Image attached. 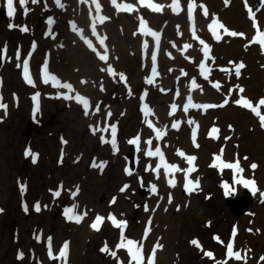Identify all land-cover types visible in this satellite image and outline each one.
I'll list each match as a JSON object with an SVG mask.
<instances>
[{
    "label": "rangeland",
    "instance_id": "rangeland-1",
    "mask_svg": "<svg viewBox=\"0 0 264 264\" xmlns=\"http://www.w3.org/2000/svg\"><path fill=\"white\" fill-rule=\"evenodd\" d=\"M76 1L61 0L64 8H60L54 0H38L37 3L29 0L27 14L18 1L14 5L16 9L14 16L11 18L6 16L1 21L0 47L6 48L7 56L0 68V92L3 102L10 104V109L6 111L0 109V119L3 118L0 122V179L4 186L0 201V209H3L0 212V264H61V261L49 258L47 245L49 237L53 255L59 254L65 242L70 245L73 252L66 257V260H69L66 264H117L118 259L124 263L122 251L120 253L117 251L115 258L101 251L105 245L110 251H116L115 247L120 242L122 230L114 226L111 217H114L116 221H125L126 226H129L128 231L123 230L126 239L142 242V244L153 242V234H150V230L144 238L139 235L144 226H149V221L150 226H161L155 228L156 232L165 233L171 242L170 249L166 250V252L170 250L168 256L164 254L163 256L166 260L171 258L173 261L174 259L176 264H216V261L225 259L224 249L227 244L224 239L232 240L233 232L235 231L236 235L238 227L241 239L247 234L252 238L253 242L249 244L250 250L259 248L263 251L259 257L264 256V226H253L258 220L264 218V200L260 199V194L264 190V128L258 124L259 119L254 115L252 117L250 111L239 112L238 107L232 104L233 99L230 100V97L223 107L205 109V112L201 109L198 115L203 119L202 122L207 120L208 124L215 122L216 117L217 127L224 136L230 133L229 136H234L236 140L242 132L247 133L245 141L247 146L244 147L225 145L223 141H219L220 139L215 143L209 140L210 137L206 134L205 140L208 146L202 154V160L205 162L213 157V153H219L223 148H226L227 153L228 151H231V154L237 152L244 158L247 157L245 160L249 161L247 167L250 175L262 181V184L258 183L254 202L248 208L247 214L237 217L226 206L223 188L225 182L230 185V191L238 189L237 192L240 195L243 194L242 188L231 186L232 183L236 184L235 174H232L231 170L224 169L221 172L216 167L199 163L198 166L194 165L196 171L190 176L194 182L199 181V189L193 191L191 195H185L182 192L185 183L183 172L175 173L177 183L172 189L166 180L158 179L151 170L146 171L149 165L155 168L157 158L145 155L148 148L145 142L153 133L146 126H142L140 120L138 122L137 111L144 112L147 106L150 117L157 116L165 119L167 117L165 113L171 112L170 105H176L186 96L188 91L185 90H188L189 85L188 81L183 82L180 75L177 77V72L174 70L170 72L168 66L178 64L179 68L185 69L186 65L177 60L172 63L170 58L162 56L163 71L159 70L162 74L161 84H147L149 62L147 63V59L142 58L140 45H138L140 37L134 33H138L136 17L150 14L132 12L133 15L122 17L121 13L115 12L112 5L107 2V8L103 13L105 16L109 15L112 21L104 25L103 34L107 41L111 39L113 61L110 64L100 61L81 39L83 35L85 39L92 40L88 35L90 33L88 27L91 28L92 23H88V10H84L82 6V4H87L80 2L81 8L77 10ZM161 1L164 9L167 10L159 12V16L164 13L166 26L180 25L181 20L179 19L182 17H176L168 11L171 9L170 0ZM102 2L103 0H99L100 7L103 6ZM248 2L249 0L247 4ZM210 3L227 9V25L232 26L231 23H238V33L240 30L244 31V34L249 35V39L250 34L255 33L251 28L247 8H243L246 6L245 0H228L227 4L222 0L219 2L211 0ZM5 8L6 0H0V9ZM263 9L258 11L255 9L258 18L262 16ZM150 16L154 19L156 15L151 14ZM49 18L53 20L51 25L48 23ZM202 18L204 17L201 16L200 19ZM260 19L263 25L264 16ZM157 21L159 22V19ZM68 22H74L76 25L74 31L68 28ZM83 23L88 25L84 30L85 33L81 26ZM186 23L184 18V28H186ZM23 27H27L28 31H22ZM50 29L51 32L54 30V33H58V39H55L53 34L46 36L45 32H50ZM77 30H79V35L76 34ZM6 34H9L7 40L2 37ZM182 39L178 37L179 42ZM93 40H96L95 36ZM228 40L229 38L226 41ZM244 40L235 36L232 47H229L231 53L227 55L228 59L232 58L245 65L239 78L231 72L233 75L230 80H227L225 89L220 87L214 90L210 88L212 79L199 80L200 85L204 86L203 89L199 87L192 91L195 98L215 102L217 105L223 104L220 100L228 97L229 85L237 90L238 95L240 92L236 86L246 88L242 94L256 101L264 95V87L255 76L264 77L263 69L258 67V61L261 60L257 55L258 44L251 43L255 48L247 45L251 52H245ZM18 50L21 65L24 62L23 59L29 54L31 56V68L35 70L33 76L35 86L28 85L22 79L23 76L19 72L20 68L17 67L16 60ZM62 52L61 63L64 64L70 60L76 64L77 68L72 72L71 70L66 71L72 74V81L65 80V72H62L61 78L63 82L66 81L73 86L76 94L79 93L90 101L89 115L84 114L79 104L70 101L73 106L69 107V112H66L64 116L61 113L64 107L60 106L61 103L69 100L61 98V94L55 96L54 93L58 94L60 90L53 87L51 83L49 87H52L47 86L46 90H43V85L39 83L40 76L38 75L41 66L45 63L50 73L57 75V70L59 71L60 68L57 59ZM226 52L228 53L225 46L219 48L215 53L217 59L220 60ZM145 57L148 58L149 55ZM193 65L197 68L195 64ZM109 66L113 69L115 76L107 71ZM81 69L88 70L89 75H85ZM223 73H218L213 78L224 82L227 75ZM121 74L125 77L126 83L120 80ZM81 81H86V83H81ZM256 81L259 84H256ZM169 83H176L178 86L174 90L162 92L163 88H168ZM38 89L43 91L44 104L43 108L36 111L33 94ZM176 90H180L181 93L177 97H175ZM200 90L203 93H200ZM12 92L20 96L19 104L16 106ZM55 99L58 100L55 101ZM116 107L119 114L114 118L107 111H116ZM31 114L35 115V123L31 136L28 138L26 124ZM58 114L64 116L65 120L72 119L71 125H67L68 129L63 128L64 120ZM93 117H95L94 122H92ZM113 121H119L117 123L122 129L117 143L118 147L115 148L110 142H102V138L109 141V131ZM229 125L232 126L231 129ZM88 126L92 130H97L93 133H86ZM189 127L186 128L187 135L179 133L181 130L167 126L169 134L164 135V144L167 146L168 140L173 144V141L176 142L178 139L183 142L188 140L190 138ZM163 128L166 129V127ZM100 129H107V131L102 132ZM139 132L142 133L143 147L140 152V165L137 167L138 173L128 175L125 155L129 149V139ZM183 132L186 131L183 130ZM214 146H216L215 149ZM156 147L152 149L155 150ZM179 147L181 146L173 145L172 147L175 152L172 155L177 159V151L181 149ZM28 150L32 155H25ZM33 157L36 159L35 163H33ZM92 157L97 158L95 164H104L102 170L99 167L88 166L89 158ZM254 162L259 164L256 169L251 168ZM140 177L143 179V184L148 187L146 197L139 193ZM153 184L157 187L155 194L150 190ZM125 185H128L127 189L121 192V188ZM21 186L25 187L24 192H21ZM77 188L79 192L73 198L71 193L76 192ZM57 190L61 191L59 197L53 195V192ZM104 195L106 198L101 202ZM169 195H171L172 202L167 204L165 200L167 199L168 202ZM37 203L41 209L39 212L34 208ZM25 205L27 211L24 210ZM73 205L77 206L76 214L87 212L80 223L69 221L64 215V210ZM136 205L139 207L137 212L135 211L138 208ZM134 215L136 217L133 219ZM156 215H160L159 223H156ZM96 216L104 218V223L100 224L98 231L90 227ZM240 219L243 221L240 222ZM260 222L264 225V221ZM78 229L80 232H77ZM37 237L40 239L38 240ZM214 237H218L219 241ZM194 239L198 241L200 247L191 243ZM208 251L214 254L215 259H210L205 255ZM20 252L23 253V259L17 258ZM228 264L238 263L229 260ZM255 264H259V261Z\"/></svg>",
    "mask_w": 264,
    "mask_h": 264
},
{
    "label": "snow or ice",
    "instance_id": "snow-or-ice-1",
    "mask_svg": "<svg viewBox=\"0 0 264 264\" xmlns=\"http://www.w3.org/2000/svg\"><path fill=\"white\" fill-rule=\"evenodd\" d=\"M32 3H37L38 0H31ZM81 2H84V0H81ZM112 4L117 8V11H123L126 13L131 14L133 11H138V9H136V7L133 4H129V3H124V4H118L117 0H111ZM29 3V0H19V4L21 6V8L24 9L25 14H27V4ZM54 3L60 7V8H64V4L61 3V0H54ZM138 3L145 5L147 7H149L152 11L154 12H161L163 9L162 5L159 4H155V3H151L150 0H138ZM225 3H228V0H225ZM245 5L247 8V12L249 15V19L253 21V27L256 29V35L253 37L252 41L250 43H258L261 48L262 51H264V31H260L259 29V22L256 20V12L253 11L252 7L247 6V0H245ZM172 8V11L175 14H179L180 11V5L178 0H173V4L170 6ZM259 8H264V0H259ZM6 10H7V16L8 17H13L14 13H15V7H14V0H6ZM192 10H193V5L191 3H189L188 6V14L189 17H191L192 15ZM207 9H204V15L207 16ZM107 18L104 17L103 19H100V23H103ZM140 25H139V29H138V33H134L135 34H140L143 36H152L155 40V44L158 46L159 42H160V34L158 32L152 31L150 29L146 30L145 29V22L143 21V18L140 17ZM49 25H51L53 23V20L51 18H49L48 20ZM11 27V25H10ZM72 30L74 31L76 28V25L73 23L71 25ZM209 30L212 33L213 38L216 41H220L223 36L222 34L218 31V29H223V34L224 35H229V36H244L243 33H236L234 31H229L226 28H224V26L222 24L219 23L218 18H213L212 22L208 25ZM22 31H28L27 27H23L21 29ZM51 32V29L49 30ZM91 32L93 34V36L96 37L99 45H101L104 49V54H101L93 45L92 40L90 39H85L83 37V35H81V39L84 41V43L87 45V47L92 50L93 52L96 53L98 59L100 61L103 62H107L109 57L107 55V46L105 43L106 38L105 37H101L99 36V34L96 31V23H92L91 25ZM195 35V33H193ZM197 40H199V43L203 46L202 47V51L204 54L205 59L209 58V47L208 45L203 41L200 40L199 37H195ZM191 47V45L189 44H185L184 48H189ZM247 47V45H246ZM143 48L147 49L148 48V41L147 39H145L143 41ZM30 55V54H29ZM6 56V48L5 49H0V61H2ZM16 60H17V67L21 68L22 67V73H23V78L25 79L26 83L28 85H34V81L31 78L30 74H29V64H28V60L25 59L23 64H20V53L19 50L17 51L16 54ZM151 60L153 61V67H152V74L155 75L156 73V68H155V61H156V55L153 53V55L151 56ZM231 64H233V68L231 70L229 69H221L222 71H234L235 75L237 78H239V76L241 75V69H243L245 67V65L241 62L239 64H235L234 62H230ZM199 69H200V74L205 78L208 79L209 77V73L211 71L210 68H208L206 66V64L204 62H201L199 65ZM104 70V69H102ZM107 71L110 74H113L115 76V73L113 72V69L111 68V66H109L107 68ZM42 72H43V78H42V82L45 84H49L51 83L53 87H58V88H63L65 90L64 93L61 94V98L65 99V100H69V101H74L77 104H79L85 115H89V108H90V101L81 96L79 93L72 95L73 90V86L70 83H66V82H61L55 75H50L48 72V65L47 63H45L42 66ZM120 80L121 81H125V77L121 74L120 75ZM147 84L151 85L154 83L153 79L148 78L146 80ZM81 83H86V81H81ZM126 83V81H125ZM215 88L219 89L221 87V85L219 83H215L213 85ZM200 86L196 83L195 78L192 79L191 83H190V91L196 88H199ZM239 90L240 93H243L244 89L236 86ZM101 90H103V88L101 87ZM230 92L233 91V89L229 90ZM39 97V93H36L33 96V100L37 101ZM2 96H0V109H4L6 111L7 109V105L5 103L2 102ZM228 103V99H225L223 104L220 105H213V104H196L193 103L192 101V97L191 95H189L187 97V103L184 104L183 106V111L184 113H187L189 111V109H210V108H215V107H223L224 105H226ZM234 103L236 105L242 106L245 109L250 110L256 117L259 118V122H260V126L262 128H264V114L261 113V107L264 106V98H260L259 101L254 105L253 102L249 99L243 98L241 97L240 99H236L234 101ZM39 109V105L37 103L36 105V111H38ZM97 111L99 110L98 106H97ZM177 110V105L173 104L171 105V114H174ZM144 115H145V123L151 128L153 127V125L151 124V122L147 119V117L150 115V111L147 108V106H145L144 108ZM110 115V113H109ZM180 121H176L174 122L171 127L173 129L179 130V125H180ZM187 123L189 125L194 124L195 122L191 119H189L187 121ZM231 125H229V129H231ZM97 129H93V131L95 132ZM100 131L104 132L107 131V129H100ZM155 134H156V138L160 139L165 135V132H163L161 129L159 128H155L154 129ZM219 129L217 127H213L210 129L209 131V137L213 138V139H218L219 138ZM111 144L113 145V147L115 148V137H116V128L112 127L111 128ZM192 138L193 141H195L196 139V131L193 130L192 132ZM230 139V137H225V140ZM139 141V137H137L136 139H133L131 141H129L132 144H137ZM63 143H67L66 141H62ZM102 142L108 143L109 141L106 139L102 138ZM148 145V148L145 152V155L147 157H158V163L156 164L155 168L153 169L151 165L146 167V171H153L156 174V177L159 178L160 175V170L161 168H163L164 170V175L167 179V183L170 187H175L176 186V180L174 178L175 173L176 172H183L184 173V179H185V183L183 185L185 191L187 194L191 195L193 191L199 189V181L196 180L195 182L190 178L191 173H193L194 171H196V168L194 166V161L196 160L195 156H186L185 153L178 151L177 155L183 157L186 162L188 163L189 167H187L186 169H180L178 165L176 164H170L166 161V158L163 154V152L161 151L160 147H156L155 150L152 149L151 145H152V140L149 139L145 142ZM196 147H199V145H195ZM25 155H32V153L30 152V150L26 151ZM223 156V149H221V153L219 155H215L214 156V160L213 163L210 165V167H216L218 168L221 172H223L224 169H232L235 171V173H242L243 169L240 166V161L239 158H237L235 160V162H224L222 159ZM244 159H247V157H245ZM36 162L35 157H33V163ZM93 167H99L101 170L104 167V164H93ZM257 167L256 164H252L251 168L255 169ZM126 173L128 175H131L132 172L128 169H126ZM237 183H242L243 186L245 188H249L253 194H255L257 192V188L255 185V181L254 180H249V179H244V180H237ZM62 187V186H61ZM128 185H125L123 188H121V192H124L127 189ZM223 188H224V194L226 196L231 195L235 192V189H232L230 191V185L225 182L223 184ZM26 189L25 187L21 186V192H24ZM151 192L152 193H157V187L155 184H153L151 186ZM79 192V189H76V192L71 193V195L73 196V198L75 197V195ZM53 195L55 197H59L61 195V191L57 190L55 192H53ZM262 196H264V193H261ZM114 202V201H113ZM172 202V198L171 195H169L168 198V203ZM76 205H73L72 207L66 208L64 210V215L65 217L69 220V221H74L76 223H80L84 216L87 215V212L85 211L83 214H76L75 209H76ZM35 211L39 212L40 209V205L39 203H37L35 206ZM25 211H27V206L25 205L24 208ZM145 210H147V207H145ZM167 210V209H165ZM3 209H0V212H2ZM103 217H97L95 222H93L90 227L94 230H99L100 227V223L103 220ZM111 219L113 220L114 226L117 228H120L121 231V237H120V242L116 245V251H110L108 249V247L105 245L104 248L101 249L102 252L105 253H109L111 256H113L114 258L117 256V251H119L120 249H124L127 251L128 256H129V264H145V258L143 255V245L138 243L135 240L132 239H126L123 233V229L126 226V222L125 221H116L114 217H111ZM150 221H149V227H150ZM147 230L145 232V237L147 236ZM233 236H235V231L233 232ZM37 239L39 240L40 238L37 237ZM214 239L219 241L218 237H214ZM48 243H49V258L50 259H54V260H58L61 261V264H66V257H67V252H68V243L65 242L64 245L62 246V249L60 250L58 255H53L52 251H51V238H48ZM191 243L197 247H200L199 243L197 240H192ZM220 243H223L222 241H220ZM162 248V245H159L158 243L155 244L153 246L152 252L150 254V257L147 261V264H154V257H155V252L157 249ZM250 251V250H248ZM248 251H244L243 253L241 251L238 250H234V244L233 242H229L226 245V253H225V259L220 260V261H216V264H228L229 260H234L237 262H242V264H247V259H248ZM205 255L210 258V259H215L214 258V254L211 251H208L205 253ZM18 259H23V253L20 252L18 253L17 256ZM122 264V262H121ZM259 264H264V256L259 258Z\"/></svg>",
    "mask_w": 264,
    "mask_h": 264
},
{
    "label": "bare ground",
    "instance_id": "bare-ground-1",
    "mask_svg": "<svg viewBox=\"0 0 264 264\" xmlns=\"http://www.w3.org/2000/svg\"><path fill=\"white\" fill-rule=\"evenodd\" d=\"M18 1L19 0H14V5L15 4H17L18 3ZM105 2H107V3H110V4H112V2H111V0H104ZM215 1H220V0H215ZM223 1V0H222ZM81 2V0H77L75 3H76V6H77V10L79 9V8H81V6L79 5V3ZM84 2L87 4V5H84V4H82V6L84 7V10L85 9H87L88 10V13H87V21H88V23H92V21H97V25H96V27L97 28H100V31H103V29H102V26H104L107 22H108V18L103 22V23H100V21H98L97 19H103L104 17H103V15H101L100 14V12H99V9H98V7H100V4H99V0H88V2H86L85 0H84ZM90 4H92V8L93 9H95V12L91 9V7H90ZM121 4H123V3H121ZM131 4H133L135 7H136V9H138V11H133V12H139V11H141L142 9H144V8H148V7H146V6H139V4H138V2H137V0H136V2L135 3H131ZM113 5V4H112ZM101 8V7H100ZM113 9H114V11L115 12H117V13H121L120 15L123 17V15H133V13H131V14H129V13H127V14H125L126 12H123V11H117V8L114 6V7H112ZM155 15L158 17V18H160L159 17V13L158 12H156L155 13ZM264 16V11H263V13H262V16L260 15V18H262ZM118 18H121L120 16H118ZM132 19V18H131ZM130 19V20H131ZM134 19V18H133ZM127 20H129V18H127ZM81 26H82V29H83V32L85 33V28H87L88 27V25L87 24H85V23H83V24H81ZM88 29H89V27H88ZM89 32V31H88ZM222 32H223V29H222ZM45 34H46V36L48 37V35L49 34H53L54 36H55V39H58V33H54V30L52 31V32H45ZM99 36H101V37H103L102 35H100L99 34ZM5 40H7L8 38H9V34H6L5 36H2ZM248 39H245L244 41H245V44L246 45H249V43H250V39H251V37H250V39H249V35H248V37H247ZM229 42H230V44L231 45H233V42H234V40H235V37H233V36H229ZM221 41V40H220ZM220 41H216V42H220ZM105 43H106V46H107V55H108V57H109V55H110V52H113V45H112V42H111V39H109V41H106L105 40ZM94 44L96 45V48L98 49V50H100V51H102L103 53H104V49H103V47L101 46V45H99V43H98V41H97V39L94 41ZM198 48V45L196 44V48L194 47V49H191V52H192V54L193 55H199L200 54V49L198 50L197 49ZM245 49L246 50H249V47H245ZM262 49V48H261ZM110 51V52H109ZM258 51H260V49H258ZM63 54V52L60 54V55H62ZM112 62V57H110L109 58V60L106 62V63H111ZM64 65H65V67L67 68V69H73L74 68V66H75V63H72L70 60L69 61H66L65 63H64ZM81 71L85 74V75H89V72H88V70H85L84 71V69H81ZM219 71L218 70H216L215 71V73H218ZM222 72V71H221ZM72 76L71 75H69V74H66L65 73V80L66 81H72ZM258 81H259V83L264 87V80H262V79H259L258 78ZM223 87H225V83H223V85H222ZM222 88V87H221ZM59 90H60V92H59V95L60 94H62V92H65V90L63 89V88H58ZM76 94V92H75V90L72 92V95H75ZM158 100H159V98H158ZM42 103H43V100H42ZM50 104H52V103H50ZM42 108H43V106H42ZM189 114L190 115H193V119H196V118H198L197 116L199 115V114H197L196 115V111H198V109H189ZM167 112V111H166ZM117 114H119V112H118V110H117V107H116V111H114V114H113V116H115V115H117ZM176 115V116H175ZM173 117L174 118H177V117H184V114H183V110H181V109H177L176 110V112L173 114ZM191 117V116H190ZM204 129H206L207 130V126H205V128ZM204 130H202V132H203ZM224 155V154H223ZM180 161H181V158L179 159ZM245 164H246V162L245 161H243V163H242V165H240L241 166V168H243L244 166H245ZM243 172V171H242ZM164 176V174H163V172H160V175L159 176ZM175 175H177V174H175ZM238 177H235L234 178V180L235 181H237V180H242L241 179V177L243 176L242 175V173H238V175H237ZM196 177V176H195ZM0 201H1V198H2V194H3V189H4V186H3V184H2V179H0ZM260 184H262V182H260ZM231 186H236V188L238 187L239 189H241V188H243V184L242 183H237V184H231ZM172 189H173V187H172ZM238 190V189H237ZM165 202L168 204V202H167V199L165 200ZM156 217H157V221H156V223H159L160 222V215H156ZM240 222H242L243 220L242 219H240L239 220ZM260 221H264V218H261L260 219ZM259 220L256 222V224L255 225H253V226H257V225H259V227L260 226H264L261 222H260ZM104 223V222H103ZM147 223V222H146ZM145 223V224H146ZM160 228L161 226H144V228H143V230H142V232L140 233V235L141 236H145V232H146V230H147V232H148V230L150 229V234H153L152 235V238H153V242H149V243H145V244H142V242L140 243V244H142L143 245V255H144V258H145V264H147V261H146V259H149V257H150V254H151V252H152V249H153V246L155 245V244H159V245H162V248H160V249H157L156 250V252H155V257H154V259L156 260V263L155 264H176L175 262H174V259H173V261L171 260V258H168L167 260L165 259V257L163 256V254L166 256L167 254H168V252L170 251H168V252H166V250L167 249H170V244H171V242L169 241V239H167V236L165 235V233H162V232H156V230H155V228ZM154 228V229H153ZM77 232H80V230L78 229L77 230ZM241 232H239L238 233V235H235V241H234V249L235 250H238V251H241L242 253L244 252V251H248V250H250V247H249V244L248 243H246V241H245V239H246V237H244L243 239H241V237L239 236V234H240ZM178 236H179V230H178V232H177V238H178ZM182 238V237H181ZM239 238H240V240H239ZM225 241H227V239L225 238L224 239ZM229 240V239H228ZM68 252H67V257H69L71 254H72V252H73V250L71 249V247H70V245L68 244ZM115 249H116V247H115ZM122 251V253H123V255H124V257H122V259L124 258L125 259V261H124V263H123V261L121 260L120 261V259H118V263L117 264H121V262H122V264H129V256H128V253H127V251L126 250H124V249H120L118 252L120 253ZM260 251V249L259 248H255V249H253V250H250V251H248V259H247V264H254V263H256L258 260H259V255H258V252ZM168 256V255H167ZM66 263H69V260L67 259L66 260ZM238 264H242V262H237Z\"/></svg>",
    "mask_w": 264,
    "mask_h": 264
},
{
    "label": "flooded vegetation",
    "instance_id": "flooded-vegetation-1",
    "mask_svg": "<svg viewBox=\"0 0 264 264\" xmlns=\"http://www.w3.org/2000/svg\"><path fill=\"white\" fill-rule=\"evenodd\" d=\"M197 25L199 26V28L201 29V32H202V34H203V38L204 39H206V40H210V38L212 39L213 38V36H212V34L209 32V30H208V28H207V21H205V20H198L197 21ZM198 45V50L200 49V54L199 55H193L192 54V52H191V49H194V47L196 48V44H192L191 45V47L189 48V49H187V50H185L184 51V49L183 50H181V53H183V60L184 61H186V62H188L187 64L188 65H193V64H195V66L197 67V68H199V65H200V63L201 62H204L205 64H206V66L208 67V68H210V69H213V66H214V64L215 65H217V63L215 62V56L212 54V56H210L209 55V58L208 59H205V57H204V54H203V51H202V45L200 44V43H198L197 44ZM209 54H210V49H209ZM186 55H188V58H186L185 59V57H186ZM164 57H166L167 58V56H164ZM193 67H194V65H193ZM210 78H208V79H203V80H209ZM233 105L235 106V107H238V110H239V112H241V113H243V112H249L250 110H248V109H245V108H243L242 106H237L235 103H233ZM203 112H205V109H203ZM250 113H251V115H253V113L250 111ZM244 114H246V113H244ZM137 117H138V115H137ZM139 118V117H138ZM189 119H191V118H186V120H185V124H184V130H186V128L188 127V126H190L188 123H187V121L189 120ZM94 120H95V117H93L92 118V122H94ZM200 120L201 121H203V119H201L200 118ZM199 120V117H198V121H200ZM138 121H139V119H138ZM138 125V124H137ZM190 128V127H189ZM181 129H183V125L181 126ZM88 132H91V133H93V130L91 129V127L90 126H88V128H86V133H88ZM85 135V134H84ZM246 136H247V133H246V131L244 132V135L240 138V139H236L235 141L237 142H240L241 143V146H247L246 144H245V141H246ZM239 143V144H240Z\"/></svg>",
    "mask_w": 264,
    "mask_h": 264
},
{
    "label": "water",
    "instance_id": "water-1",
    "mask_svg": "<svg viewBox=\"0 0 264 264\" xmlns=\"http://www.w3.org/2000/svg\"><path fill=\"white\" fill-rule=\"evenodd\" d=\"M131 152L127 155V159L129 161V167L128 170H130L132 173L136 171V164H137V152L138 148L137 145H133ZM250 202V197L246 199L245 205H247Z\"/></svg>",
    "mask_w": 264,
    "mask_h": 264
}]
</instances>
